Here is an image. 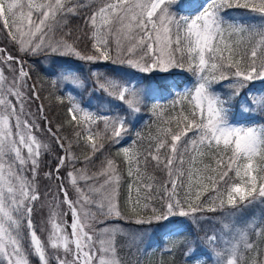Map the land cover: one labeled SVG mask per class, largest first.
Instances as JSON below:
<instances>
[{
    "label": "snow or ice",
    "instance_id": "obj_1",
    "mask_svg": "<svg viewBox=\"0 0 264 264\" xmlns=\"http://www.w3.org/2000/svg\"><path fill=\"white\" fill-rule=\"evenodd\" d=\"M174 4L177 0H100L86 20L88 52L69 42L71 32L60 40L50 37L62 22L66 26L70 15L78 14L82 5L76 0H0V22L16 49L13 53L0 46V65L13 72L9 86H0V264H34L33 258H38V264H52L48 246L63 249L55 264H125L117 253L116 229H98L92 223L96 215L124 218L108 191L119 183L118 178L113 180L112 159L102 162V171L96 174L103 180L99 188L80 187L75 168L67 173L77 200L69 197L63 184L58 186L62 203L71 212L70 237L54 211L47 246L34 228L32 214L41 199L40 157L51 149L34 134L44 128L24 112L27 101L41 99L35 84L24 90L31 79L24 67L28 57L47 62L52 85L60 92L57 103L66 107L65 119L55 129L42 104L38 109L47 132L65 153L56 158L57 179L61 168L77 160L70 151L71 140L66 149L68 137L60 135L65 127L72 130L77 144L82 142L90 151L86 157L90 160L103 152L106 143L124 141L148 101H153L152 113L160 119V101L171 96L174 115L161 119L163 126L146 152L121 149L130 175L133 163L136 176L141 165L167 175L159 190L153 186L158 183L154 179L153 183L137 181L132 211L141 207L139 193L144 191L142 208L150 209L151 215L135 222L169 225L166 235L178 242L167 250L180 251L184 264H264V250L250 239L246 225L225 222L227 216L264 204V125L249 126L264 114V0H190L181 5L196 11L190 17L174 12ZM227 9L257 15L225 19ZM257 19V24L250 23ZM100 63L111 67L102 72L89 67L85 75L84 65ZM173 69L190 77L169 81ZM155 74H165L160 77L166 82L163 88L145 86ZM0 82H7L2 70ZM205 159L212 163L206 164ZM29 170L31 179L25 175ZM45 175L51 177L52 172ZM96 177L81 178L87 182ZM225 192L228 210L219 219L223 227L199 236L194 231L199 226L197 214L225 210ZM145 235L150 246L152 233L147 230L133 237L134 242L143 241ZM259 235L264 244V229ZM253 251L255 256L246 255Z\"/></svg>",
    "mask_w": 264,
    "mask_h": 264
},
{
    "label": "rangeland",
    "instance_id": "obj_2",
    "mask_svg": "<svg viewBox=\"0 0 264 264\" xmlns=\"http://www.w3.org/2000/svg\"><path fill=\"white\" fill-rule=\"evenodd\" d=\"M183 1L184 0H177V4H174L172 6V8L175 7L173 11L176 9V7L180 6L179 4H181ZM37 2H40V0H37ZM76 2L82 5L81 8L85 10L84 12L82 11V13L85 14L83 22H82L84 29H86V32H84L85 34L84 39L86 40L87 43L91 44L88 39V34H87L88 26H87L86 20H87V17L91 14V12L94 11L100 5V0H76ZM85 12H87V14ZM76 15L80 16V14H76ZM241 15H257V14H252L248 10L240 9L237 13L233 14L232 16L225 15V19H229L233 17L239 18ZM72 16L73 15H70L67 18L66 26H68L69 21H72L73 23L75 22L74 19H71ZM258 22H259L258 19L250 21V23L252 24H257ZM66 26L62 22L59 28H65ZM6 35H7L6 30L3 29L2 22H0V46L7 47L9 51H12L13 53H15L16 49L11 45L10 41L6 39ZM62 36H63L62 34H59L56 31L50 34V37H54L56 40H60ZM233 39L234 40L238 39V37H233ZM16 67L18 68L19 65H16ZM24 67L26 70L30 71V74L32 72L34 73L35 71H44L45 75L51 80L52 88H54L52 85L53 77L47 71L46 61L44 63H40V62H37V58L28 57L26 58ZM89 67L98 68L99 71L102 72L105 70V67H111V65H105L103 63H100L95 66L84 65L85 75H88ZM0 70H2L4 76L7 77V82H0V86L7 88L12 81L13 72L6 65H0ZM163 75L165 74H155L153 78L145 81V86L152 85L155 87L163 88L166 83L165 81L160 79V77ZM178 76H190V74L180 69H173L172 76L169 77V81L172 78H175L176 80L180 81L181 79H179ZM254 83L257 85V87L260 86L259 81H256ZM32 86H33V83L30 79L27 82V88L24 90L27 92L28 89H30ZM54 91L56 92L57 95H60V92L58 91L57 88H54ZM87 99H88V94L85 93L84 100L87 101ZM172 99L173 97L169 96V97H166L165 100L160 101V103L162 104V110H160V117H161L160 119H158V117L156 115H153L152 113L153 101H148L146 105L142 108L139 114L140 118L134 121L133 125L131 126V128L133 127L134 129L133 138L126 145H124L123 148L130 147L132 151L136 152L137 154L141 152H146V150L149 147L150 141L154 142L153 138L155 137L158 128L163 126L161 124V119L167 120L169 118L170 111H171V104L169 103V101H171ZM93 103L95 104V99L93 100ZM41 104L42 103L40 100H37L35 102H32L31 100H29L25 104L24 112H25L27 119L35 120L40 125L41 128H44L43 131L38 130V131H35L34 134L37 136V138L42 143L49 145L51 149L50 151L47 152V154H42L40 157L41 163H40V171H39V177H38L37 183H38L41 199L35 204V210L32 214L34 228L36 229L38 236L41 238L43 242H45L47 246L49 235L52 231L51 223H50V213L53 211L57 214L56 220L61 224L62 227H64L65 232L68 233L70 237V234H71L70 225H71V220H72L71 212L68 209L67 205L62 203L63 193L58 191V186L60 184H63L64 188L68 192L69 197L74 201L77 200L76 189L67 176V173L69 171H72L73 168L75 169L77 168L72 163L66 164V166L61 168L60 170L59 176L61 179L56 178V175H57L55 172V167L57 163L56 158L58 155H64L65 153L64 151L59 149L58 146L55 144L52 137L50 136V134L47 132L46 128L44 127V121L40 119V113L38 109ZM17 107L19 108V106ZM103 107L107 109L108 106L105 104L103 105ZM43 109H44V106H43ZM259 115L264 116V114H259ZM259 115L257 116V118L259 117ZM24 118L25 117H22V119ZM262 125H264V119L263 120L256 119L249 126L259 127ZM129 136H130V132L127 137ZM65 148L67 149L66 146ZM125 159H126V171L130 177L129 193H130V197L132 201L135 204L137 203V187H138L137 181H139L140 179H143L145 183H153V179H154L156 182H158L157 184L153 185L154 187L157 188V190H159V184H162L165 181H167L166 173L161 172L158 169H154L151 167L145 169L143 165H141V167L139 168L140 176H136L137 169L134 163L132 164V170H133L132 175H130L128 158L125 157ZM204 162L206 164L212 163L208 159H205ZM213 166L215 165L213 164ZM200 167H203V165H200ZM114 168L116 169V171H115L113 180L115 181V179L117 178L118 180H120L116 164H114ZM77 170L78 172L75 174L77 184L80 187L84 188L85 190H87L89 186H92L94 188H99V185L103 183V180L101 178L96 177V174L101 172L102 169L97 170V172L91 173V174L85 171H81L79 169ZM50 171L52 172V176L51 177L46 176L45 174ZM85 174L88 177H94L93 175H95L96 179H90V180H87L86 182L85 179L81 178ZM25 175L28 177V179H31L32 177V173L30 170L27 171ZM232 175L234 177V173ZM118 188H119V183L118 185H115V190L111 188L108 189V191L112 193L115 203H117ZM185 191L186 190L180 192V195L182 197L185 195ZM144 195H145L144 191H140L139 193V196H140L139 204L141 205V207H139L141 211L140 217L141 216L147 217L151 215L150 209L145 211L142 208V205L146 202L143 199ZM96 198L99 199L100 197L97 195ZM223 198L225 200V210L218 209L216 212L205 211V212L197 214L199 218L198 228L202 227L203 231L207 232V234H212L215 230H219L221 227H223V225L219 222V219L224 215V212L228 210L227 203H226L227 201L226 192ZM153 203L157 207L159 206L158 201H154ZM217 204H219V201H217ZM77 206L78 207L83 206L85 208L88 207L82 204H78ZM208 206H211V204L209 203ZM91 211L95 212L97 210L95 208H92ZM136 220L137 219L132 221L133 223H135L134 226H132L133 227L132 229H129V227L127 228L120 218H116L114 216L111 218H108L103 215L101 216L96 215L95 220L92 223H93V226L98 229H102L105 226L109 227L110 229L114 228L116 229L115 236H117V234L118 236L125 235V236H128L130 241H133V242H134L133 237L140 236L141 234L145 233L146 230L152 233V239H151L150 246H146L148 245L147 235L144 236L143 241L135 242V246H136L134 250L135 253H134V256L131 258L132 264H137V261L139 262V264H145L149 262L150 259H153V262L156 264H162L164 260L173 259V257L171 258V256L167 254L174 253L175 250L170 253L167 249L173 246L172 242L175 237H169L165 234L163 236V241L157 242L158 232L161 230V228L166 226V224L164 225L153 224L151 226L140 225L135 222ZM225 222L226 223H237L239 225H246V230L249 233L250 239L257 241L261 239V236L259 235V230L264 229V204H256L254 206H250L249 208L243 209L240 213H238L235 216H227L225 217ZM198 228H195V229H198ZM153 229H155V231H152ZM261 250H264V244H261ZM47 252L52 259V264H55V256L57 254H59L61 257H63L64 255L63 249H59V250L52 249L50 246L47 247ZM68 258L70 259L71 257L69 256ZM33 260H34V264H38V258H33ZM175 264H184L181 254H179V256L175 258Z\"/></svg>",
    "mask_w": 264,
    "mask_h": 264
},
{
    "label": "trees",
    "instance_id": "obj_3",
    "mask_svg": "<svg viewBox=\"0 0 264 264\" xmlns=\"http://www.w3.org/2000/svg\"><path fill=\"white\" fill-rule=\"evenodd\" d=\"M200 3H203V0L199 1ZM190 0H184L180 6L176 7L174 12L179 13L183 16H192L196 13L195 10L190 8H183L181 5L189 4ZM175 8V7H174ZM172 8V10L174 9ZM240 9H227L225 10V15L232 16L233 14L237 13ZM245 10V9H243ZM85 10H83L81 7L78 8V14L73 15L71 19H74V23L72 21L68 22V26L65 28H59L56 32L59 34H62L64 37L66 33L71 32V36L69 37V42L76 43V46L84 51H91V44L87 43L84 39V32H86V29H84V26L82 25L83 19L85 14L82 13ZM82 13V14H81ZM87 14V12H85ZM83 39V40H82ZM30 61V60H29ZM31 81L33 84H35L36 89L39 91V95L41 97L40 101L44 106V113L48 116V119L52 121V127L53 129L56 128L57 124L63 123L65 119V112L66 107H62L57 103L56 100V92L54 91V88L51 86V80L45 75L44 71H35L30 74ZM179 79L183 80L185 77L190 76H178ZM170 115H174L170 111ZM257 119L263 120L264 116L259 115ZM133 127L130 131V136L126 137L124 141L120 144L116 145H108L106 143L105 149L102 153H97L96 156L92 157L90 160H86V157L91 156V153L89 150H87L83 143L77 144L75 141V138L72 136V130L70 128L65 127V129L60 133L62 136H67L68 139L64 141L65 146L67 149L69 148V140H71V146L70 151L75 154L77 157V160L74 161L72 164L74 166L81 170L85 171L89 174L97 172V170H101V164L102 162L106 161V159H112L114 161V164L117 165V171L120 177L119 180V188L117 193V204L121 211L124 225L129 229H132L135 223L132 221L135 219H138L140 217V209L138 208L136 212L132 211L133 206L135 203L132 201L129 193V181L130 177L126 171V159L125 156L122 154L121 149L126 145L132 138H133ZM118 153H120L118 155ZM95 177V175H93ZM101 216V215H100ZM103 226V225H102ZM101 227V226H100ZM170 231V226L166 225L158 232V241H163V236ZM194 231L197 232V234L201 237L206 234L207 232L203 231L202 227L195 229ZM176 240V241H175ZM260 240H257V244L261 248ZM177 239L174 238L173 244L177 243ZM115 245L117 248V253L120 255V258L125 261V264H132L131 258L134 256L135 253V242L130 241L128 236L120 235L115 236ZM138 249V248H137ZM180 251L175 250L174 253L167 254L173 257V259L164 260L162 264H175V258L179 256ZM133 253V254H132ZM246 255L249 256H255L256 252L253 251L252 253H247ZM36 263V262H35ZM145 264H156L153 262V259H150L149 262Z\"/></svg>",
    "mask_w": 264,
    "mask_h": 264
}]
</instances>
